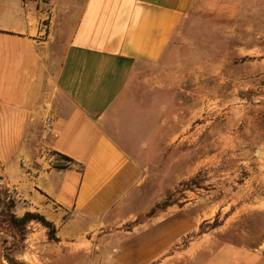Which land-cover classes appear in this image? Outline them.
Wrapping results in <instances>:
<instances>
[{
    "label": "crops",
    "instance_id": "obj_1",
    "mask_svg": "<svg viewBox=\"0 0 264 264\" xmlns=\"http://www.w3.org/2000/svg\"><path fill=\"white\" fill-rule=\"evenodd\" d=\"M244 1L0 0V186L17 217L45 216L58 238L30 223L20 263L74 264L102 246L94 264H162L197 229L182 207L97 235L130 219L144 177L109 112L136 72L168 63L190 21L232 20Z\"/></svg>",
    "mask_w": 264,
    "mask_h": 264
},
{
    "label": "rangeland",
    "instance_id": "obj_2",
    "mask_svg": "<svg viewBox=\"0 0 264 264\" xmlns=\"http://www.w3.org/2000/svg\"><path fill=\"white\" fill-rule=\"evenodd\" d=\"M136 73L109 123L129 141L144 177L124 212L130 219L97 235H125L183 207L197 229L162 264H264V0H245L229 21L197 17L168 63ZM166 200L170 206L154 210ZM0 242L5 248L13 238L2 230ZM101 248L74 264H94Z\"/></svg>",
    "mask_w": 264,
    "mask_h": 264
},
{
    "label": "trees",
    "instance_id": "obj_3",
    "mask_svg": "<svg viewBox=\"0 0 264 264\" xmlns=\"http://www.w3.org/2000/svg\"><path fill=\"white\" fill-rule=\"evenodd\" d=\"M64 168V166H58ZM170 206L166 200L163 203L156 206V209L163 210ZM0 232L5 230L12 238L13 242L10 246L4 248V257L9 264H22L20 263L15 254L19 252L24 246L26 237L29 233V225L32 222L40 223L43 227L48 229V239L58 241L56 237L55 225L48 221L45 216L39 213L27 212L22 217H17L13 209L15 207V201L8 196V191L0 186ZM152 210V213L153 211ZM15 253V254H14Z\"/></svg>",
    "mask_w": 264,
    "mask_h": 264
},
{
    "label": "built area",
    "instance_id": "obj_4",
    "mask_svg": "<svg viewBox=\"0 0 264 264\" xmlns=\"http://www.w3.org/2000/svg\"><path fill=\"white\" fill-rule=\"evenodd\" d=\"M51 124H50V122L48 121L47 123H46V128H45V130H46V132L49 134L50 132H51Z\"/></svg>",
    "mask_w": 264,
    "mask_h": 264
}]
</instances>
